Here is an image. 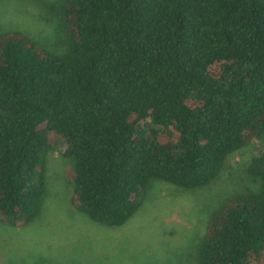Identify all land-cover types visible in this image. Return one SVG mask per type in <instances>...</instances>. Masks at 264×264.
I'll use <instances>...</instances> for the list:
<instances>
[{
	"label": "trees",
	"instance_id": "1",
	"mask_svg": "<svg viewBox=\"0 0 264 264\" xmlns=\"http://www.w3.org/2000/svg\"><path fill=\"white\" fill-rule=\"evenodd\" d=\"M39 10L56 24V49L0 33V224L24 228L43 212L55 138L74 159L69 205L111 227L128 223L151 182L192 195L264 141V0H56ZM246 175L252 186L209 213L196 264H264V151Z\"/></svg>",
	"mask_w": 264,
	"mask_h": 264
},
{
	"label": "rangeland",
	"instance_id": "2",
	"mask_svg": "<svg viewBox=\"0 0 264 264\" xmlns=\"http://www.w3.org/2000/svg\"><path fill=\"white\" fill-rule=\"evenodd\" d=\"M48 1L56 0H0V33L25 31L56 49V24L39 10ZM55 140L46 161L43 212L24 228L0 224V264H196V246L209 213L227 195L252 186L246 165L264 151V141L237 151L210 185L192 195L153 181L128 223L111 227L69 205L64 176L74 159L64 155L67 143Z\"/></svg>",
	"mask_w": 264,
	"mask_h": 264
}]
</instances>
